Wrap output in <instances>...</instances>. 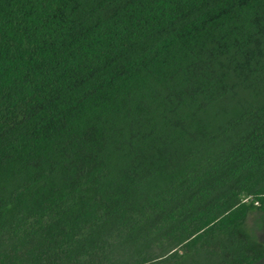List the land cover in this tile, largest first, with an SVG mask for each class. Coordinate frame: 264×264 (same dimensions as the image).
Listing matches in <instances>:
<instances>
[{"label":"trees","instance_id":"16d2710c","mask_svg":"<svg viewBox=\"0 0 264 264\" xmlns=\"http://www.w3.org/2000/svg\"><path fill=\"white\" fill-rule=\"evenodd\" d=\"M0 264H264V0H0Z\"/></svg>","mask_w":264,"mask_h":264}]
</instances>
